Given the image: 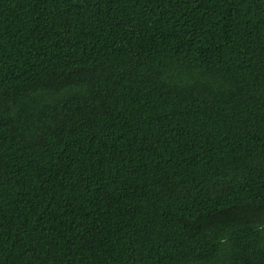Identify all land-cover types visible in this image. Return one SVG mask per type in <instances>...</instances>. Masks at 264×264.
Instances as JSON below:
<instances>
[{"label": "trees", "instance_id": "trees-1", "mask_svg": "<svg viewBox=\"0 0 264 264\" xmlns=\"http://www.w3.org/2000/svg\"><path fill=\"white\" fill-rule=\"evenodd\" d=\"M0 264H264V0H0Z\"/></svg>", "mask_w": 264, "mask_h": 264}]
</instances>
